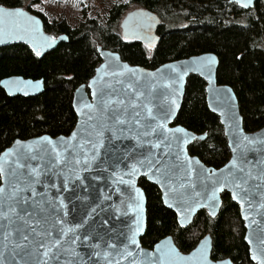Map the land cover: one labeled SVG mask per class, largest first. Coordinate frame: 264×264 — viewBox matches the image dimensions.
Masks as SVG:
<instances>
[{
    "label": "water",
    "instance_id": "95a60500",
    "mask_svg": "<svg viewBox=\"0 0 264 264\" xmlns=\"http://www.w3.org/2000/svg\"><path fill=\"white\" fill-rule=\"evenodd\" d=\"M256 1L229 0L241 9L253 8ZM0 9L5 12L19 10L24 14L0 16V47L20 43L42 57L68 40L66 34L54 36L46 32L42 19L22 6L0 4ZM159 25V17L145 7L126 13L120 23L124 38L137 40L149 49L155 48L160 41ZM97 50L101 62L88 81L73 92L76 122L70 133L17 138L0 152L8 177L6 180L0 176V186L9 187V182L14 184L23 179L26 168L16 169L15 176L12 174L15 169L12 162L16 154L22 153L38 157L28 161L35 167L41 163L39 157L47 160L48 155L54 156L55 149L69 161L65 172L79 173L81 179L72 181L69 191L59 193L65 204L60 213L64 227L75 231L65 237L67 242L63 244L56 264H161V261L163 264H234L230 258L212 259L209 234L186 253L178 249L170 235L158 240L152 248L144 247L141 237L146 230L147 200L138 184L140 178L157 186L163 205L174 212L178 225L183 228L191 224L199 210H205L214 218L221 205V193H229L243 221L249 259L255 264H264V126L254 131L244 129L233 88L217 80V55L202 52L148 69L128 63L116 51L101 46ZM209 57L213 59L209 60ZM190 75L204 80L207 107L218 116L227 141L230 156L219 168L207 166L199 157L189 153V145L205 139L206 133L198 134L180 124H173L181 109ZM0 87L9 97H31L44 91V81L42 78L11 75L0 80ZM97 93H103L102 97ZM100 99L114 104L123 101L119 107L126 110L129 123L124 126L122 138L105 143L100 157L90 169L85 170L80 165L73 168L75 159L83 161V153L91 154L92 145L100 142L97 133L110 123L106 120L107 114H102L98 108ZM137 118L141 121L139 128L135 124ZM144 132L149 134L145 136ZM73 133L77 136L71 143L80 146L77 148L81 153L79 156L67 145ZM110 135L109 131H104V136ZM157 144L159 147H155ZM28 145L32 146L31 152L25 147ZM65 148L68 150L64 151ZM10 149L14 154L5 156ZM146 158L151 160L150 164L141 166L137 163ZM117 159L120 163L115 168L105 164V161ZM36 188L39 192L44 191L40 185ZM48 195L56 196L57 190L51 189ZM85 236L89 237L87 241L83 239ZM76 237L80 239L71 244ZM105 239L109 243L122 242L110 248L102 242ZM132 239L135 243L131 242ZM23 258L22 252L15 257L10 250L4 252L5 264H15Z\"/></svg>",
    "mask_w": 264,
    "mask_h": 264
},
{
    "label": "trees",
    "instance_id": "16d2710c",
    "mask_svg": "<svg viewBox=\"0 0 264 264\" xmlns=\"http://www.w3.org/2000/svg\"><path fill=\"white\" fill-rule=\"evenodd\" d=\"M25 1L0 0V4L23 7ZM129 2L159 17L160 41L155 48L149 49L137 40L122 36L120 23L127 11L126 3L111 6L104 26L85 12L81 22L71 26L65 18L47 20L40 12L26 7L42 19L46 32L54 36L66 34L68 40L42 57L20 43L0 47V80L19 75L44 81V91L31 97H9L0 87V152L17 138L70 133L76 122L73 92L88 81L101 62L98 46L116 51L128 63L148 69L213 52L219 60L217 80L233 88L244 129L254 131L264 126V0H257L251 9H241L229 0ZM173 124L198 134L206 133L205 139L196 140L188 147L205 164L218 167L229 158L222 126L218 116L207 107L205 82L199 76L188 77L183 103ZM138 184L147 200L146 230L141 237L144 247L151 248L159 239L170 235L178 249L186 253L209 234L212 259L230 258L234 264H255L249 259L238 206L228 193L222 194L214 218L199 210L191 224L183 228L174 212L163 205L154 184L144 178Z\"/></svg>",
    "mask_w": 264,
    "mask_h": 264
},
{
    "label": "snow or ice",
    "instance_id": "6c2138e0",
    "mask_svg": "<svg viewBox=\"0 0 264 264\" xmlns=\"http://www.w3.org/2000/svg\"><path fill=\"white\" fill-rule=\"evenodd\" d=\"M4 15L21 16L24 14L19 10L5 12L4 9H0V16ZM37 55H39V52H37ZM208 59L212 60L213 58L209 57ZM96 95L102 97L103 93H97ZM122 104L123 101L114 104L111 101L100 99L98 108L102 114H107L106 120L110 121V123L106 129L102 127L97 133L100 142L98 145H92L91 154L88 152L83 153V161L79 158L75 159L73 168L75 165H80L85 170L90 169L92 163L100 157L105 143L122 138L124 126L129 123L126 110L122 111L119 107ZM136 115L138 116V114ZM89 119L91 120L92 117L90 116ZM135 124L139 128L141 121L137 118L135 119ZM105 130L111 133L109 137L104 136ZM148 134V132H144L145 136ZM76 136L77 133H73L67 145L79 156L81 153L77 151V148L80 146H73L71 143ZM43 139L47 140L48 138ZM17 143L19 144V142ZM25 147L28 152L32 151L31 145ZM155 147H159V145L157 144ZM67 150V148L64 149V151ZM53 152L55 153L54 156L48 155L47 160L39 157L41 163L35 167L28 161L38 159L36 155L28 156L27 153L16 154L15 160L12 162L15 164L13 176H15L16 169L26 168L27 172L22 173L23 179L16 180L14 184L9 182V187L0 186V264H5L4 252L6 250H10L13 257L18 252L23 253L24 258L16 261L15 264H56L63 244L67 242L65 237L68 236L69 232L75 231V229L64 227L63 217L60 213L65 209V204L59 193L61 191H69V184L72 181H79L81 177L79 173L73 171H67L66 173L65 167L69 161L63 156L62 152L55 151V149H53ZM13 154V150L10 149L5 153V156H12ZM119 163L118 159L112 162L105 161L108 167L113 168L117 167ZM137 163L144 166L145 164H150L151 160L146 158ZM0 176H4L6 180L8 179L4 171L3 158H0ZM53 181H58L59 183ZM121 182L125 183L124 181ZM36 185L42 186L44 191H37ZM51 189L57 190L56 196L50 197L48 195ZM28 193H31V195H28ZM92 211L94 212L95 209ZM76 227H80V225ZM120 235L124 234L120 233ZM78 239L80 238L72 239L71 244H76ZM83 239L87 241L89 237L85 236ZM102 242L107 243L110 248H115L116 243L122 241L109 243L105 239ZM131 242L135 243V240L132 239ZM94 247H99V245H94ZM128 255H131V253H128ZM161 264H163V261H161Z\"/></svg>",
    "mask_w": 264,
    "mask_h": 264
},
{
    "label": "rangeland",
    "instance_id": "374dc122",
    "mask_svg": "<svg viewBox=\"0 0 264 264\" xmlns=\"http://www.w3.org/2000/svg\"><path fill=\"white\" fill-rule=\"evenodd\" d=\"M130 0H26L23 8L29 6L32 10L38 11L47 20L65 18L71 26L81 22L82 14L96 19L102 26L107 21L108 11L114 4L126 3V13L138 8L129 2ZM125 13V14H126Z\"/></svg>",
    "mask_w": 264,
    "mask_h": 264
},
{
    "label": "flooded vegetation",
    "instance_id": "af4514ba",
    "mask_svg": "<svg viewBox=\"0 0 264 264\" xmlns=\"http://www.w3.org/2000/svg\"><path fill=\"white\" fill-rule=\"evenodd\" d=\"M7 77H8V76H7ZM4 78H5V77H4ZM2 79H3V78H2ZM7 147H8V146H7ZM188 150H189V149H188ZM189 153H190V152H189ZM229 153H230V151H229ZM190 154H191V153H190ZM191 155H192V154H191ZM229 156H230V155H229ZM197 157H198V156H197ZM199 159H200V158H199ZM228 159H229V158H228ZM228 159H227V160H228ZM201 161H202V160H201ZM224 163H225V162H224ZM224 163H223V164H224ZM223 164H222V165H223ZM206 165H207V164H206ZM222 165H220V166H218V167H214V166H211V165H207V166H211V167H214V168H219V167H221ZM140 179H141V178H140ZM140 179H139V180H140ZM156 187H157V186H156ZM158 190H159V189H158ZM159 192H160V190H159ZM223 193H224V192L221 193V202H222V194H223ZM225 193H227V192H225ZM228 194H229V193H228ZM229 196H230V195H229ZM160 198H161V195H160ZM230 198H231V197H230ZM219 209H220V208H219ZM159 240H160V239H159ZM155 243H156V242H155ZM155 243H154V244H155ZM154 244H153V245H154ZM151 248H152V247H151Z\"/></svg>",
    "mask_w": 264,
    "mask_h": 264
}]
</instances>
